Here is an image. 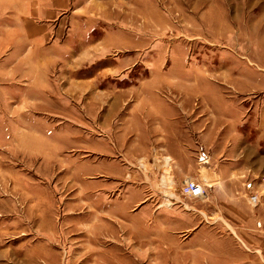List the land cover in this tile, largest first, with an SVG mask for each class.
Masks as SVG:
<instances>
[{"label":"rangeland","instance_id":"obj_1","mask_svg":"<svg viewBox=\"0 0 264 264\" xmlns=\"http://www.w3.org/2000/svg\"><path fill=\"white\" fill-rule=\"evenodd\" d=\"M36 1L0 0V264H207L175 253L182 225L224 242L262 187L212 189L198 163L218 200L200 206L181 172L212 130L255 133L253 115L218 114L239 96L227 86L242 109L264 91V0H81L47 28L27 18ZM161 103L183 131L171 156Z\"/></svg>","mask_w":264,"mask_h":264},{"label":"crops","instance_id":"obj_2","mask_svg":"<svg viewBox=\"0 0 264 264\" xmlns=\"http://www.w3.org/2000/svg\"><path fill=\"white\" fill-rule=\"evenodd\" d=\"M39 1H41L40 4ZM80 1L81 0H37L36 2L30 3V9L28 11L29 15L27 18L29 20L33 18L34 21L38 23V26L44 28H47V26L56 27L58 20L62 16L67 15L69 10H73L72 13L76 12L75 10L79 7ZM39 22H42L43 24L41 25ZM227 88L229 89L230 95L239 96L238 98L229 100L223 97L224 100L228 101L227 105L233 103V101L235 103L232 105L230 104L229 107L223 109V111L221 110V114L219 113L218 115L219 118L223 120L219 119V121H224L230 117L235 118L236 116H233L235 114H245L249 118L247 121L250 122V117L253 115L256 121V125H254L255 133H244V131L237 135L226 136L218 134L216 130H212V132L206 136L205 140L206 146L204 147L208 152L205 153L206 159L200 162V158L197 156L195 167L191 166L190 168L183 169L181 173L184 174L183 178L185 179H198L200 178L198 163L202 165L211 164L206 168L208 172L207 177L212 182L208 185L210 188L213 189L217 186L216 188H218V190L224 187H229V189H231L232 185H234L239 190V187L244 186L242 187L241 196L246 198L248 197V194L247 196L245 195V187H247L246 190H249L250 187L251 190L259 187L257 179L264 176V91L254 92V94H252L255 95L254 98L249 99L251 100L250 102H254V106L242 109V107L236 105V102H246L248 98H241L242 96L240 95L242 93L236 91L233 85H229ZM249 94L250 93H247L246 95ZM177 106L174 107L178 110V116L174 118V120L181 119L180 112L182 109L180 106ZM211 106L213 107L212 111H215L218 108L213 104ZM169 110H171V105L161 103V105L157 109H154L152 113L150 111L149 115L150 113L152 115H157V117L159 115V119L161 120L159 113L161 111V116L163 117V120L161 121H163V124L159 125L160 130L164 134L161 139L164 141V150L168 152L169 156H171L174 151L183 147V131L181 128H178L181 123L179 121L173 122V117L167 114ZM155 129L156 131L158 130V128ZM246 129L247 127L245 130ZM234 143H236L237 146L234 145ZM234 153L239 154L237 157L231 159L230 154ZM172 157L173 159H177L175 155ZM218 157H224V159L217 163L215 161ZM174 168H177L176 164H174ZM217 201L218 200L214 197V194H211V196L209 195L206 199L194 200L192 203L200 206L206 204V206L210 205L211 207L216 205ZM169 202L171 204L168 205H172V207L177 205L180 207L179 204H181V201L178 200H172V202ZM183 205L186 204L184 203ZM257 206L254 215H238L239 226L233 230V232L228 231L223 227L225 233L222 232L218 234H220L222 239L226 240L224 242L205 238L206 244L194 245L192 244L194 239L202 235L204 237L208 231L202 229L203 227L201 226V223H197V221L192 220L191 223H184L182 228L186 233L181 234L184 238L182 244L185 243V245L182 247H179V245L176 246L175 253H178V255L196 256L199 261L206 260L207 264H252V261L255 262L254 264H264V196L260 198V203ZM178 210L179 209H175L174 213H178ZM184 211L187 210L184 209ZM196 211L202 213L200 210ZM162 212L166 213V211ZM207 214L211 213L208 212ZM228 221H232L230 216L228 217ZM225 225H228V223ZM177 227L180 228V225H177ZM168 242L169 241L166 239L160 241L161 244ZM233 255H237L238 261L236 258L234 259ZM180 264L187 263L182 262Z\"/></svg>","mask_w":264,"mask_h":264},{"label":"built area","instance_id":"obj_3","mask_svg":"<svg viewBox=\"0 0 264 264\" xmlns=\"http://www.w3.org/2000/svg\"><path fill=\"white\" fill-rule=\"evenodd\" d=\"M202 157H200V162L206 159V155L203 153ZM259 184L262 187L261 191L255 193L254 195L252 194L248 198L250 199V203L254 206H257L260 203V198L264 196V176L259 178ZM181 194L192 200H201L205 197V190L199 182L190 178L184 182L181 188Z\"/></svg>","mask_w":264,"mask_h":264},{"label":"bare ground","instance_id":"obj_4","mask_svg":"<svg viewBox=\"0 0 264 264\" xmlns=\"http://www.w3.org/2000/svg\"><path fill=\"white\" fill-rule=\"evenodd\" d=\"M167 161H168V159H167ZM215 181V180H214ZM216 182V181H215Z\"/></svg>","mask_w":264,"mask_h":264}]
</instances>
